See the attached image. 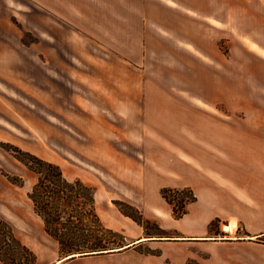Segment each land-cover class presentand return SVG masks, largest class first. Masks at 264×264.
<instances>
[{"label": "rangeland", "instance_id": "rangeland-1", "mask_svg": "<svg viewBox=\"0 0 264 264\" xmlns=\"http://www.w3.org/2000/svg\"><path fill=\"white\" fill-rule=\"evenodd\" d=\"M24 1L11 0L14 16L8 23L14 30L6 36L15 49L22 46L21 50L25 54L22 71L9 68L6 72H0L1 247L7 248V227L3 223L6 222L20 241L35 253L36 264H50L63 256L59 254L56 242L44 231L43 222L34 212L32 202L27 196L36 174L8 150L10 146H17L59 164L69 179L80 178L91 185L94 196H97L102 206L110 204L116 208L113 216L116 219L136 227L135 223L140 224L124 215L119 207L135 215L137 210L150 219V232L158 234L156 232L160 230L156 223L162 228L161 234L168 235L146 237L155 241H143L124 253L79 259L80 264H264V240L252 246L241 243L236 240V233H225L219 229L218 215L209 220L206 231L204 230L205 237L179 236L183 229H204L199 226L198 218H205L195 215L197 197L193 203L187 205L189 216L182 225L174 219L178 220L185 213L179 218L173 217L171 206L160 194L162 187H170L164 184L168 177V112L177 116L184 112V104L188 101L195 102L189 95L182 97L183 92L179 91L175 95L174 104L168 105L167 86H181L183 83L191 85L193 80L187 78L186 70L189 66L194 70L200 66L196 58L184 52L183 48H188L184 42H144L141 39L140 24L135 17L128 20L124 27L111 24L104 32L94 26L91 35L99 38L96 46L106 47L112 55H117V61H112L111 65L126 67L128 81H143L144 87L143 90L127 89L128 98L133 94L138 100L136 104L127 102L120 105V113L108 110L106 106L96 107L95 112L89 111L86 104L72 102V96H86L85 89L73 85L76 77L86 76V73L78 74L77 71L87 70L85 51L88 42L80 34L71 33L72 37L68 39L64 33L62 56L56 68L52 66L48 71V87L51 88L44 98L38 84V37L25 30L23 23L36 31L38 25L33 15L28 18V7ZM64 13V17L69 20L70 11ZM208 33L212 37L222 34L218 47L225 55L229 45L226 39L229 30L223 28V31L216 32L214 26H208ZM243 39L245 41L246 37ZM190 47L193 51L198 49ZM204 60L209 63L212 59ZM194 74L193 72L192 75ZM110 77L111 80L115 79L113 74ZM206 78L210 79L208 76ZM226 79L224 77V82ZM193 86L196 87L194 84ZM195 90L207 98L213 97L208 89L203 92ZM217 107L223 108L221 105ZM235 114L239 115L238 112ZM135 144L141 146V152H135L138 149ZM128 161H137L139 167L123 168V164ZM115 162L118 164L115 165ZM7 174L22 177L23 183H13ZM184 194L172 191L169 196L176 201ZM212 204L213 209L209 212L215 211L216 203L212 201ZM143 208H146V212ZM103 222L112 227L111 220ZM234 227V222L223 225L229 231ZM121 234L124 235L122 244L135 237L133 227ZM1 262L0 260V264Z\"/></svg>", "mask_w": 264, "mask_h": 264}, {"label": "crops", "instance_id": "crops-1", "mask_svg": "<svg viewBox=\"0 0 264 264\" xmlns=\"http://www.w3.org/2000/svg\"><path fill=\"white\" fill-rule=\"evenodd\" d=\"M24 2L28 7V18L33 15L38 25L36 31L23 23L25 30L38 37L37 71L40 94L46 98L51 88L48 87V71L52 66L56 68L62 56L64 33L68 39L72 37L71 33L80 34L88 42L85 51L87 70L77 71L78 74L86 73V76L76 77L73 86L85 89L86 96H72V102L86 104L88 110L93 112L96 107L106 106L108 110L120 113V105L127 102L136 104L138 100L133 94L128 98L127 89L143 90L144 87L143 81H128L126 67L111 65L112 61H117V55H112L106 47L96 46L99 38L91 35L94 26L104 32L111 24L124 27L128 20L135 17L140 24L141 39L144 42L183 41L188 47L183 48L184 52L196 58L200 64L195 69L199 74L189 66L186 73L187 78L193 80L191 85L183 83L181 86H167L168 105L174 104L175 95L179 91L183 92V96L179 94L180 96L189 95L195 102L187 100L184 112L177 116L168 112V177L164 184L174 188L191 187L198 201L194 208L195 215L205 219L198 218L203 230L183 229L179 236L205 237L204 230L209 220L218 215L219 229L225 233H236V240L241 243L252 246L264 240V0ZM10 4L11 0H0V72H6L9 68L21 72L25 62L22 46L15 49L6 38L8 32L14 30L8 23L14 16V8ZM67 10L70 11L69 20L64 17ZM208 26H214L216 32L223 31V28L229 30L226 38L229 45L225 55L218 47L222 34L212 37L208 33ZM190 46L198 49L193 51ZM27 48L30 49L29 46ZM204 58L212 60L206 63ZM11 62L13 65H10ZM111 74L114 80L110 79ZM224 77L228 79L225 82ZM195 89L200 92L208 89L213 97L207 98ZM49 93L51 94L50 91ZM217 105L223 108H218ZM140 148L141 146L135 152H141ZM140 165L142 166L141 163ZM131 167L138 168L137 161L123 164V168ZM212 201L216 203L215 211L209 212L213 209ZM95 205L102 222L111 220L112 227L103 222L104 225L123 233L133 227L135 237L112 252L77 254L58 264H80L79 259L120 254L143 241H155L147 239L142 226L134 221L132 222L136 227L113 217L116 208L110 204L102 206L97 196ZM143 209L146 212V208ZM188 216L189 212H186L183 217L174 221L182 224ZM230 221L237 224L232 231L223 228ZM230 234L225 235L234 237ZM140 238L143 239L134 242ZM56 245L58 247L57 242Z\"/></svg>", "mask_w": 264, "mask_h": 264}, {"label": "trees", "instance_id": "trees-1", "mask_svg": "<svg viewBox=\"0 0 264 264\" xmlns=\"http://www.w3.org/2000/svg\"><path fill=\"white\" fill-rule=\"evenodd\" d=\"M10 147L8 150L10 149L19 161L36 174L27 196L32 202L34 212L43 221L44 231L57 242L61 255L71 252H79L81 255L112 252L122 244L124 235L104 225L98 215L94 189L91 185L80 178L69 179L60 165L55 162L17 146ZM7 177L18 185L23 183L22 177L18 175L7 174ZM172 191L185 194L175 201L169 196ZM160 194L171 206L172 216L175 218L186 213L187 205L196 199L189 187L176 188V190L162 187ZM119 209L124 215L143 226L145 237L168 236L161 234L162 228L156 223L160 231L156 232L158 233L156 235L150 232L148 226L150 219L137 210L135 215L121 207ZM3 223L7 227L5 234L7 248H2L0 244V260L5 264H36L35 253L20 241L6 222ZM231 223L232 221L226 225ZM234 223L237 226L236 222ZM118 236L119 238H116Z\"/></svg>", "mask_w": 264, "mask_h": 264}, {"label": "water", "instance_id": "water-1", "mask_svg": "<svg viewBox=\"0 0 264 264\" xmlns=\"http://www.w3.org/2000/svg\"><path fill=\"white\" fill-rule=\"evenodd\" d=\"M120 249H121V248H120ZM114 250H116V248H114ZM77 254H78L77 252L67 253V254L63 255L61 258L66 259V258H69V257H71V256H75V255H77Z\"/></svg>", "mask_w": 264, "mask_h": 264}, {"label": "bare ground", "instance_id": "bare-ground-1", "mask_svg": "<svg viewBox=\"0 0 264 264\" xmlns=\"http://www.w3.org/2000/svg\"><path fill=\"white\" fill-rule=\"evenodd\" d=\"M141 239H143V238L137 239V240L134 241V242H137V241H139V240H141ZM132 243H133V242H132ZM132 243H131V244H132ZM128 245H129V244H128ZM63 259H64V258H60V259H58L56 262H54L53 264H58V263L62 262Z\"/></svg>", "mask_w": 264, "mask_h": 264}]
</instances>
